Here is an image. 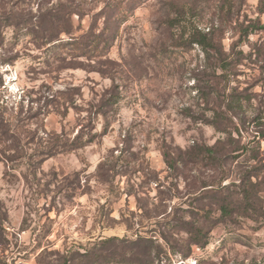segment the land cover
Segmentation results:
<instances>
[{
    "label": "rangeland",
    "instance_id": "374dc122",
    "mask_svg": "<svg viewBox=\"0 0 264 264\" xmlns=\"http://www.w3.org/2000/svg\"><path fill=\"white\" fill-rule=\"evenodd\" d=\"M59 1L104 7L0 0V264H264V0H143L98 58L16 26Z\"/></svg>",
    "mask_w": 264,
    "mask_h": 264
},
{
    "label": "trees",
    "instance_id": "16d2710c",
    "mask_svg": "<svg viewBox=\"0 0 264 264\" xmlns=\"http://www.w3.org/2000/svg\"><path fill=\"white\" fill-rule=\"evenodd\" d=\"M94 2H101L103 4V9L97 15H93V24L92 27L84 34L80 36L74 35L73 19L75 16H78L82 20L89 13H86L84 9L80 6L72 7V5H65L61 1L58 2L56 8L50 10L46 13H41L35 17V21L32 18L29 21L16 23V26H25L26 30L32 35L34 41L39 44L41 47H49L53 51L61 49L63 52L65 49H72L73 53L69 56L71 58H80V57H96L102 56V53L110 47L112 42L115 41L117 37L116 29L124 24L126 18L130 13V10L138 8L143 0H93ZM263 0H260V2ZM34 18V17H33ZM101 20L104 21L102 29H98L96 26ZM16 21H14L15 23ZM251 27H247L244 33L248 32ZM69 36V41H64L62 36ZM201 33L196 29L194 34V39L200 36ZM195 44L203 45L202 40L196 39ZM104 45V50L101 46ZM103 50V51H102ZM59 57V54H56ZM120 96L113 94L109 99L102 101L103 107L113 106L118 102ZM0 121L4 126L5 118L0 116ZM6 126V125H5ZM9 126V122H7ZM61 139H65L64 136H52L51 142L49 144L48 153L43 155V159H50L60 154H68L71 152H76L81 149L86 148L92 141L89 139L84 140L83 136L78 135L73 141L62 142ZM203 149H201L202 151ZM205 153L207 152L211 156L214 154V150L211 148H205ZM203 150V151H204ZM195 152V150H192ZM191 152L187 151L186 155H190ZM167 158V156H166ZM170 168H174L172 164L169 165ZM223 210V209H222ZM225 210V208H224ZM197 233V232H195ZM202 229L200 230V234ZM199 234V236H200ZM198 235V234H197ZM142 239V238H141ZM202 240V239H201ZM195 245L201 246L206 243L203 241H193ZM202 243V244H201ZM71 253H68L70 256ZM84 259L86 264H96L94 262L96 253H91V251H86L85 254L80 255ZM69 258V257H68ZM66 258V259H68ZM65 259V261H66ZM69 263L75 262L73 256L70 257ZM139 264V261H137ZM83 264V263H82Z\"/></svg>",
    "mask_w": 264,
    "mask_h": 264
}]
</instances>
